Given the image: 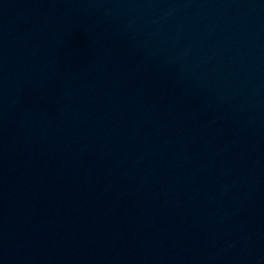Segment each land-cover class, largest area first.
I'll return each instance as SVG.
<instances>
[{
  "label": "water",
  "instance_id": "water-1",
  "mask_svg": "<svg viewBox=\"0 0 264 264\" xmlns=\"http://www.w3.org/2000/svg\"><path fill=\"white\" fill-rule=\"evenodd\" d=\"M0 264H264V0H0Z\"/></svg>",
  "mask_w": 264,
  "mask_h": 264
}]
</instances>
